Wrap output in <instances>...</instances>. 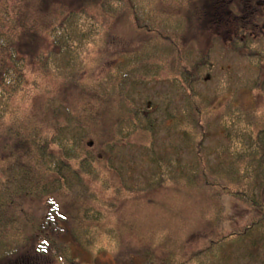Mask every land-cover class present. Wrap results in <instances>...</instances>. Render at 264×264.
<instances>
[{
  "label": "trees",
  "instance_id": "obj_1",
  "mask_svg": "<svg viewBox=\"0 0 264 264\" xmlns=\"http://www.w3.org/2000/svg\"><path fill=\"white\" fill-rule=\"evenodd\" d=\"M247 1L0 0V264L31 246L55 264H264V18ZM216 43L253 74L211 100L196 86ZM153 82L183 107L154 117L136 101ZM161 128L191 163L157 152ZM128 148L154 166L131 185Z\"/></svg>",
  "mask_w": 264,
  "mask_h": 264
},
{
  "label": "rangeland",
  "instance_id": "obj_2",
  "mask_svg": "<svg viewBox=\"0 0 264 264\" xmlns=\"http://www.w3.org/2000/svg\"><path fill=\"white\" fill-rule=\"evenodd\" d=\"M244 16V15H243ZM246 16V15H245ZM261 28H264V22L261 25ZM229 32L223 35V39L228 38ZM211 63L213 65L210 73V78L206 82L199 83L196 88L197 90L209 97L211 100L214 96V91L217 88H231L235 89L240 86L242 82L245 83V80L253 74V71L247 67V61L245 58L236 55L235 53L228 52L220 48L219 43H216L212 54H211ZM236 86V87H235ZM234 87V88H233ZM141 99L140 101L136 100L138 103L144 104L146 100L154 103V108L151 107L149 110L151 114L158 118L162 117L160 113L161 110L156 111L157 106L161 104H167L169 102V107H166L168 110H174L177 112L184 105L183 95L179 90H174L167 83H156L153 82L147 86H144L140 89ZM237 100L243 104V106H249V102L251 97L246 92L242 93L241 90L237 93ZM229 97V94H226L223 98ZM222 101L219 100L218 106ZM246 104V105H245ZM162 107V106H161ZM164 110V109H163ZM223 137L221 135H217L213 131V135L209 137L206 141V145H214L217 143H221ZM218 141V142H217ZM167 144L173 146L180 153L178 155L179 159L185 165L191 163V152L189 147L173 132H170L167 128H161L157 135L155 149L158 153H160V148H167ZM157 147V148H156ZM120 159L119 165H122L127 168L132 169V173L126 176L128 183L135 184L139 181L146 180V173L148 169L154 168L153 165L147 163L146 161L140 160L139 152L136 149H121L120 150ZM138 157V158H137ZM213 158V157H212ZM215 156L213 158V161ZM134 160V162H132ZM134 163V164H133ZM146 167V168H144ZM145 171V172H144ZM226 202L222 210L225 212V218L228 222H225V227L233 228L234 226L240 225L245 219V211L243 207L237 206L233 202ZM221 210V208H219ZM209 233L210 230H205ZM204 234L202 232H194L189 235L186 240L185 247L190 250L191 248H195L199 245L200 238L203 237ZM136 260V259H135ZM7 264H55L52 260H50L46 254H43L37 250L36 246H31L30 249L19 257L18 260H14ZM240 264H245L241 262Z\"/></svg>",
  "mask_w": 264,
  "mask_h": 264
},
{
  "label": "flooded vegetation",
  "instance_id": "obj_3",
  "mask_svg": "<svg viewBox=\"0 0 264 264\" xmlns=\"http://www.w3.org/2000/svg\"><path fill=\"white\" fill-rule=\"evenodd\" d=\"M252 17L264 18V0H248Z\"/></svg>",
  "mask_w": 264,
  "mask_h": 264
},
{
  "label": "water",
  "instance_id": "obj_4",
  "mask_svg": "<svg viewBox=\"0 0 264 264\" xmlns=\"http://www.w3.org/2000/svg\"><path fill=\"white\" fill-rule=\"evenodd\" d=\"M88 146H90V147H91V146H92V143H89V144H88Z\"/></svg>",
  "mask_w": 264,
  "mask_h": 264
}]
</instances>
